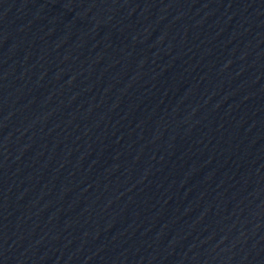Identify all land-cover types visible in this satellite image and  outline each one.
I'll list each match as a JSON object with an SVG mask.
<instances>
[{
  "label": "water",
  "instance_id": "obj_1",
  "mask_svg": "<svg viewBox=\"0 0 264 264\" xmlns=\"http://www.w3.org/2000/svg\"><path fill=\"white\" fill-rule=\"evenodd\" d=\"M0 264H264V0H0Z\"/></svg>",
  "mask_w": 264,
  "mask_h": 264
}]
</instances>
